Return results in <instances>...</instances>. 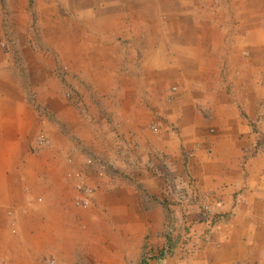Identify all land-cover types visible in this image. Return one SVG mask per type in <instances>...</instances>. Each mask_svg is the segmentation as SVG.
Wrapping results in <instances>:
<instances>
[{
  "label": "crops",
  "instance_id": "crops-1",
  "mask_svg": "<svg viewBox=\"0 0 264 264\" xmlns=\"http://www.w3.org/2000/svg\"><path fill=\"white\" fill-rule=\"evenodd\" d=\"M233 3L249 26L231 43L176 31L174 58L152 32L154 59L138 62L150 78L127 93L108 80L83 124L79 98L52 111L55 125L4 106L0 264H264V0ZM77 173L90 190L79 206ZM205 207L229 219L199 224Z\"/></svg>",
  "mask_w": 264,
  "mask_h": 264
},
{
  "label": "rangeland",
  "instance_id": "rangeland-1",
  "mask_svg": "<svg viewBox=\"0 0 264 264\" xmlns=\"http://www.w3.org/2000/svg\"><path fill=\"white\" fill-rule=\"evenodd\" d=\"M236 7L233 0H0V113L4 106L21 110V115L34 111L37 120L45 116L55 125L52 111L79 98L83 124L89 109H100L104 91L116 86L127 93L126 85L135 88L136 80L150 78L152 69L138 64L154 59L143 42L148 35L158 32L159 42L174 58L173 42L180 37L176 31L206 33L212 41L231 43L239 26H249L237 18ZM218 32L226 33L220 37ZM173 87L179 89L170 82L165 92ZM9 99L13 104L6 106ZM41 134L38 144L40 136L47 137ZM172 200L169 205H180ZM44 203L37 194L28 207L36 210ZM206 207L194 221L206 223L210 217L213 226L229 219V213H210ZM171 214L174 222L186 217L182 209ZM8 233L15 235L12 228Z\"/></svg>",
  "mask_w": 264,
  "mask_h": 264
},
{
  "label": "built area",
  "instance_id": "built-area-1",
  "mask_svg": "<svg viewBox=\"0 0 264 264\" xmlns=\"http://www.w3.org/2000/svg\"><path fill=\"white\" fill-rule=\"evenodd\" d=\"M175 90V88H173V90L172 91H174ZM168 98L169 99H172L173 98V94H172V92L171 93H169V96H168ZM149 128H150V130L154 133V134H159L160 132H161V128H160V126H159V124L157 123V122H151L150 124H149ZM47 144V140H46V138H44V137H42V136H40V142H39V145H46ZM86 163H87V165H91L92 164V160L91 159H87L86 160ZM76 178H77V180H76V182H75V184H74V188H75V190H76V192H77V199H76V205L77 206H79V205H84V202H82L83 200V198L81 199V197H83V196H85V195H87V194H89L90 193V190H89V188L87 187V185L85 184V181L84 180H82L81 178H78L79 177V173H77L76 175ZM175 194V193H174ZM175 195H177V196H180V195H178V194H175ZM176 196V198H177V200L176 201H180V199H178L179 197H177ZM182 196H185V195H182ZM173 198H175V197H173ZM175 198V199H176Z\"/></svg>",
  "mask_w": 264,
  "mask_h": 264
},
{
  "label": "bare ground",
  "instance_id": "bare-ground-1",
  "mask_svg": "<svg viewBox=\"0 0 264 264\" xmlns=\"http://www.w3.org/2000/svg\"><path fill=\"white\" fill-rule=\"evenodd\" d=\"M263 16V15H262Z\"/></svg>",
  "mask_w": 264,
  "mask_h": 264
}]
</instances>
